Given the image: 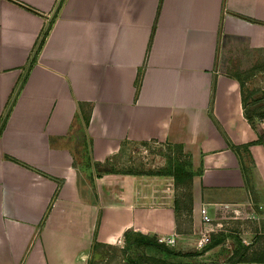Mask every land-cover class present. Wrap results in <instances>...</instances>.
<instances>
[{"label":"crops","instance_id":"crops-1","mask_svg":"<svg viewBox=\"0 0 264 264\" xmlns=\"http://www.w3.org/2000/svg\"><path fill=\"white\" fill-rule=\"evenodd\" d=\"M262 113L264 0H0V264H124L126 232L194 246L202 204L264 205ZM149 142L188 155V232L172 183L99 170Z\"/></svg>","mask_w":264,"mask_h":264},{"label":"rangeland","instance_id":"rangeland-1","mask_svg":"<svg viewBox=\"0 0 264 264\" xmlns=\"http://www.w3.org/2000/svg\"><path fill=\"white\" fill-rule=\"evenodd\" d=\"M180 161L189 163L188 155L183 152V149L178 146L170 145L168 143H156L149 142L144 145L126 144L123 149L112 158L110 162H107L104 167H99L101 171L109 170L118 173H132L135 176L145 177L144 191L151 190L154 186L159 188L160 192L163 189L168 194L167 183L171 185V202L177 205L175 209L176 216L180 228L178 233H182L191 224L193 212V199H192V185L186 188L183 183L177 184L174 180L165 181L162 176L159 175L161 170L166 169L169 162L173 165L175 162ZM164 199L161 196H157L155 202L157 204L163 203ZM163 205V204H162ZM220 212L217 214L212 213V226L217 229L212 235L213 239H220L221 242L218 245L213 246L209 244L202 249L192 250L195 246H174L171 247L174 251H178L179 255H164L156 250L145 248L138 249L129 247L126 251L124 258H139L142 264H153L151 258H161L166 263L170 264H264V263H234L231 262L232 254L236 250H240V247L247 248L246 253L249 255H262L264 256V219L260 222H251L250 220H223L220 218ZM198 218V217H197ZM220 229L225 230L221 231ZM183 234V233H182ZM169 236L168 234H162ZM159 235L155 236L156 238ZM244 237L249 244H244L241 240ZM195 240L198 239V235H194ZM212 245V248L209 249ZM170 247V246H169ZM108 256L113 257V262L119 263L120 259L118 255L120 252L116 249H105ZM123 264V263H121Z\"/></svg>","mask_w":264,"mask_h":264},{"label":"trees","instance_id":"trees-1","mask_svg":"<svg viewBox=\"0 0 264 264\" xmlns=\"http://www.w3.org/2000/svg\"><path fill=\"white\" fill-rule=\"evenodd\" d=\"M15 2V1H14ZM61 2V1H60ZM59 2V3H60ZM17 3V2H15ZM19 4V3H17ZM21 5V4H19ZM53 16L51 17V19L49 20L48 24L46 25V27L44 28V30L42 31L36 46L34 47L33 50V54L30 58V60L28 61V66L27 69L30 68V66L32 65V63L35 60V56L38 53L40 47L42 46L44 39L48 33V30L50 29L51 23L53 21ZM26 69V72H27ZM140 77H141V73L138 74V81H137V86L139 87L140 85ZM25 80V75L22 77V79L20 80V83L18 85V87H20L22 85V83ZM246 117L247 119L250 121L251 124H254L253 120H252V115L248 114L246 112ZM258 117L263 118L264 117V113H262L261 115H258ZM1 126L0 125V131H1ZM258 143L263 144L264 145V132H260L259 136H258ZM181 149V147H180ZM107 173H116L113 171H109V170H104ZM132 174V173H129ZM159 175H166V176H171L174 180V182L177 184L183 183V185L186 186V188H188L190 185H192V178L194 176V171L191 168L190 163H184V162H180L177 161L175 162L173 165L171 164V162H169L168 166L166 169H163L160 171V173H158ZM176 209H182V208H178L177 205H175ZM178 227H179V223H178ZM180 228H178L179 230ZM183 232H188V229H185V231ZM123 241H124V247L121 250V252L124 254V256H126V251L128 250L129 247H133V248H138V249H145V248H150L153 250H156L158 252L163 253L164 255H179L178 251H174V249H172L171 247L158 242L157 238L155 236H148V235H144L141 233H132V232H126L123 236ZM221 242L220 239H213V241L210 243L213 246L218 245ZM212 245L208 248H212ZM247 248L245 247H240V250H236L235 253L232 254V258L230 259L231 262L234 263H264V256L262 255H249L246 253ZM151 261H153V264H170V263H166L165 260H162L161 258H151ZM124 264H142L140 263V259L139 258H124Z\"/></svg>","mask_w":264,"mask_h":264},{"label":"built area","instance_id":"built-area-1","mask_svg":"<svg viewBox=\"0 0 264 264\" xmlns=\"http://www.w3.org/2000/svg\"><path fill=\"white\" fill-rule=\"evenodd\" d=\"M218 209L221 211V217L218 219L223 220H250L251 222H260L264 219V205L252 204V203H223L218 205ZM262 214H261V213ZM199 215V228L194 231V234L198 235V239L193 242V245L197 249H202L209 245L212 240V235L217 229L213 228V218L210 215L208 205L202 204L198 209ZM220 231H225L220 229ZM158 242L167 246L174 247L178 244L176 235H159L157 237ZM244 244H249L244 237H241Z\"/></svg>","mask_w":264,"mask_h":264}]
</instances>
